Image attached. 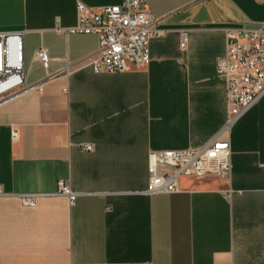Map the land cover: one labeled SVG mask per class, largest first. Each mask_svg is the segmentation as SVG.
I'll return each instance as SVG.
<instances>
[{"label":"crops","instance_id":"obj_1","mask_svg":"<svg viewBox=\"0 0 264 264\" xmlns=\"http://www.w3.org/2000/svg\"><path fill=\"white\" fill-rule=\"evenodd\" d=\"M123 1L0 0V32L23 33L25 67L23 88L0 100V264H264V97L232 129L229 179L144 194L151 152L200 147L224 125L226 31L263 27L264 4L147 0L161 34L148 66L97 74L98 38L54 28L76 25L79 2Z\"/></svg>","mask_w":264,"mask_h":264},{"label":"built area","instance_id":"obj_2","mask_svg":"<svg viewBox=\"0 0 264 264\" xmlns=\"http://www.w3.org/2000/svg\"><path fill=\"white\" fill-rule=\"evenodd\" d=\"M256 1L264 4V0ZM158 21L149 11L147 0H124L119 6L98 9H89L79 2L76 25L63 28L57 21L54 31L96 36L99 46L89 58V66L97 74H117L132 67L148 66L150 42L161 35L155 30ZM22 39L23 33L0 32V100L19 92L24 86ZM186 45L187 38L182 33L181 49L185 50ZM35 58L45 70L54 61L43 47L36 50ZM217 73L226 85L228 108L224 125L200 147L151 152L144 194L179 193L181 178L229 179L232 129L264 97V26L257 30H227L225 55L218 61ZM83 148L88 152L94 150L93 145ZM57 193L67 197L72 204L79 195L64 181L57 183ZM20 199L24 206H34L37 197L26 195Z\"/></svg>","mask_w":264,"mask_h":264}]
</instances>
